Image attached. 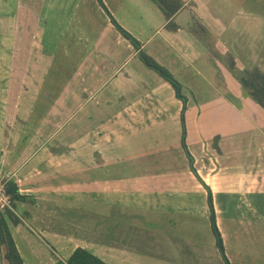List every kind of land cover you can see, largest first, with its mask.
<instances>
[{
	"label": "crops",
	"instance_id": "crops-1",
	"mask_svg": "<svg viewBox=\"0 0 264 264\" xmlns=\"http://www.w3.org/2000/svg\"><path fill=\"white\" fill-rule=\"evenodd\" d=\"M103 2L186 103L98 0H0V176L27 198L9 221L24 264L79 249L105 264H226L202 236V181L229 263L264 264V110L240 83L264 72V0H179L170 20L151 0Z\"/></svg>",
	"mask_w": 264,
	"mask_h": 264
},
{
	"label": "trees",
	"instance_id": "trees-1",
	"mask_svg": "<svg viewBox=\"0 0 264 264\" xmlns=\"http://www.w3.org/2000/svg\"><path fill=\"white\" fill-rule=\"evenodd\" d=\"M167 17V19H171L173 15H175L182 7L179 0H151ZM102 9L106 12V14L110 17L113 25L117 28V30L125 37L127 40L131 42V44L139 51V56L143 63L151 70L155 71L159 74L165 81L169 82L174 89L176 90L177 96L179 99L183 100L186 103L185 98L181 94V85L174 78V76L162 67L158 62H156L152 57L141 50V43L134 38L129 32H127L109 13L106 8L103 0H98ZM234 67V65H231ZM234 69V68H232ZM240 83L243 88L249 93V95L255 100V102L264 110V72L259 68H254L251 71H246L240 78ZM186 110V106L184 107V111ZM184 125V118H183ZM185 132V128H184ZM185 138V136H184ZM189 158L193 167V158L189 155ZM196 172V171H195ZM199 177V176H198ZM199 180L202 181L199 177ZM204 186L209 192V207L211 211V224L213 233L217 239L219 250L225 260L226 264H230L224 251L221 235L217 228L216 223V215L215 209L213 205V195L210 188L202 181ZM7 193L12 199V201H27L25 196L20 195L17 185L12 182H7L6 184ZM2 212V211H1ZM7 215H4V214ZM4 214L0 213V244L4 245L6 248V259L9 264H24V261L18 251V248L15 244V241L12 236L11 226L9 221L12 224H17L18 221L11 210H6ZM58 264H105L100 259L92 255L86 250L79 249L74 255L65 263L63 261H59Z\"/></svg>",
	"mask_w": 264,
	"mask_h": 264
},
{
	"label": "rangeland",
	"instance_id": "rangeland-1",
	"mask_svg": "<svg viewBox=\"0 0 264 264\" xmlns=\"http://www.w3.org/2000/svg\"><path fill=\"white\" fill-rule=\"evenodd\" d=\"M3 35L1 34V36H3V50H1V55L0 57L5 61V63L3 62L0 68V74H1V78H0V89H1V103L2 106H6V103H9L10 101V94H9V83H8V74H9V63L7 62L8 59L10 58V56L12 55V48L10 46V42L8 40V35L6 31L2 32ZM15 55H18L21 58V55L23 53V47L22 46H17L16 49H14ZM41 51H37L36 54L38 56V54H40ZM17 53V54H16ZM17 70H18V75L22 76L23 75V71L21 68V64H17ZM39 73H41V70L39 71ZM23 78V77H22ZM15 86H17V82L15 83ZM19 86V85H18ZM18 96L20 97V95L18 94ZM20 103V100H19ZM3 178V176H2ZM5 179V178H4ZM209 232V233H208ZM207 234H213L212 229H204V231L202 232V236L204 237V239L207 238ZM209 238V236H208Z\"/></svg>",
	"mask_w": 264,
	"mask_h": 264
},
{
	"label": "built area",
	"instance_id": "built-area-1",
	"mask_svg": "<svg viewBox=\"0 0 264 264\" xmlns=\"http://www.w3.org/2000/svg\"><path fill=\"white\" fill-rule=\"evenodd\" d=\"M7 182L0 176V210H12L13 201L7 193L6 189Z\"/></svg>",
	"mask_w": 264,
	"mask_h": 264
}]
</instances>
